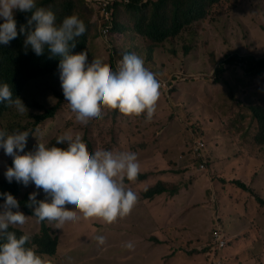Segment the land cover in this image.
Instances as JSON below:
<instances>
[{
	"label": "rangeland",
	"instance_id": "1",
	"mask_svg": "<svg viewBox=\"0 0 264 264\" xmlns=\"http://www.w3.org/2000/svg\"><path fill=\"white\" fill-rule=\"evenodd\" d=\"M245 1L237 11L227 3L216 6L207 19L154 44L150 37H144L134 29L136 17L133 12L130 14L131 25L114 37V47L101 35L96 37L92 49H96L97 56L106 64L110 65L116 47L120 52L124 45L142 60L154 61L146 68L160 81L161 95L151 122L146 123L143 114L131 117L132 120L110 114L88 126L75 123L70 108L66 109L58 102L54 93L61 88L57 74L49 77L52 79L47 78L49 81L32 83L31 89L23 93L22 101L27 111L21 114L15 109L11 117L0 120V126L6 129L13 124L19 131L30 132L20 155L32 151L30 147L38 143L55 144L58 136L70 130L73 135L81 134L82 138L87 135L84 143L90 152L100 149L136 153L140 173L146 176L145 180L126 183L137 193L138 202L127 217L111 225L104 224L105 230L95 229L102 227L95 218L68 222L60 229L48 222L42 226L33 215V208L29 207L32 214H28L19 207V211L28 217L20 226L26 235L34 238L40 234L36 240L39 243L45 228L52 239L58 240L60 248L55 253L58 259L53 258L58 264H206L203 258L207 244L202 242L200 230L201 226L209 227L211 223L207 224L209 218L205 215L212 211L230 222L235 230L242 228L236 226L239 218L229 215L231 210L226 206L230 203L244 210L253 207V200L229 183H223V179L230 181L240 176L245 180L243 175L233 172V167L240 168V160L253 145H240L234 142V137L244 139L252 129L256 135L258 133L255 116L264 115V74L250 75L246 72V64L236 60L228 66L223 62L264 59V0ZM156 9L155 3L151 2L145 11L155 17ZM84 12L81 7L79 14ZM160 16L168 26L171 25L170 5ZM94 38L90 34V41ZM150 45L153 52L148 50ZM126 53L120 52V55ZM222 64L224 70L217 76L216 71ZM35 101H41L47 110L57 108L56 113L61 114L48 117L42 125L35 126L34 113H43L32 106ZM218 110L227 123L218 118ZM103 122L109 123L103 127L100 125ZM32 127L41 133V139L34 137ZM228 127L234 134L226 132ZM46 130L49 135L42 139ZM211 135L212 144L208 140ZM202 138L208 140L209 147L206 162L202 160L206 170L194 167L197 160L179 162L181 154L191 158L192 146ZM221 138L223 142L219 140ZM15 151L18 155V150ZM261 152L264 153L263 148ZM11 159L13 157L0 148V180L11 167L8 165ZM5 182L17 185L16 192H19L13 196L22 206L31 203L29 195L33 192L37 193V201L45 200L43 190L32 183L25 187L15 180L9 183L5 179ZM161 182L179 187V192L174 195L164 193L152 199L143 197L146 191ZM251 185L261 192L259 183ZM3 203L0 200V205ZM243 231L247 234L249 229ZM98 235L104 236L103 245L98 244ZM128 241L134 245L132 250L124 246ZM41 256L45 264L56 263L48 256Z\"/></svg>",
	"mask_w": 264,
	"mask_h": 264
},
{
	"label": "clouds",
	"instance_id": "2",
	"mask_svg": "<svg viewBox=\"0 0 264 264\" xmlns=\"http://www.w3.org/2000/svg\"><path fill=\"white\" fill-rule=\"evenodd\" d=\"M102 1L104 2L102 10L105 15L104 20L108 21L110 13L107 5L112 0ZM100 7L99 3L95 5L98 11ZM16 11L31 14L28 20L29 30L24 40L26 53L28 49H31L39 57L45 54V48H47L50 53L49 58H60L58 70L54 74L58 75L57 81L61 83V88L56 89L54 93L58 102L63 101L65 108H70L75 123L88 126L91 122L100 121L110 115L109 112L112 110H118L125 119L139 117L143 114L146 123L152 121L161 95L160 81L155 73L146 68L154 61L142 60L133 51L127 49L126 45L120 52L128 53L121 56L116 47V51H113L110 57V65L97 56L96 49L91 59L95 56L98 58H93L91 63L88 62L90 48L88 52L71 54V49L76 46V38L86 32L84 22L72 15L65 17L60 24H57L55 14L51 10L37 7L36 0H0V19L4 21L0 23V44L7 45L17 38V24L14 18ZM104 20L100 22V35L107 44L114 47L112 44L114 37L121 34L111 30L112 22L103 24ZM198 21L188 25L187 28ZM33 22H35L34 29L32 28ZM20 32L25 33L24 26H21ZM235 60L246 64V72L250 75L264 74V71L261 74L257 73V70H255L256 73L252 72L251 63L257 61L252 58L233 59L223 64L233 65ZM30 89L31 86L28 90ZM22 98L23 94L21 99L19 97L13 99V91L9 84H0V103H6L7 107H14L21 114L27 111ZM32 106L38 108V101H35ZM58 114L61 113H56L55 116L58 117ZM217 115L227 123L221 110H218ZM108 123L103 122L100 125L104 127ZM119 124L114 126L113 130L117 129ZM88 129L87 127V132H89ZM31 131L34 134L39 133L35 127H32ZM226 132L234 134L230 127L226 129ZM29 133V131H15L8 134L0 131V148L6 155L13 157L8 162L11 167L5 172L3 180L7 179L9 183L15 180L25 187L32 183L37 189L43 190L45 200L37 201V193L33 192L29 195L31 203L27 207L19 204L11 194L0 193V197L4 199L3 205H0V209H3L0 212V241H3L0 243V264H45L41 255L50 257L54 262L56 261L53 258L58 259L56 256H49L39 251L35 240L40 234L30 238L24 233V229L20 226L26 223L28 217L19 211V207L28 214H32L29 207L33 208V215L42 222V226L48 222L60 229L68 222H77L82 219L88 221L95 218L100 221L102 227L94 228L105 230L104 224L111 225L118 219L127 217L138 202L137 193L125 183V180L134 182L140 173L141 165L136 153L100 149L90 152L82 141V139H87V135L82 138L81 134L73 135L69 130L58 136L55 144L49 142L48 146H45L46 141L44 140L45 144L38 143L36 148L30 147L32 151L20 155L24 152ZM47 135H49V130H46L42 139ZM255 137V129H252L244 139L234 137V142L240 145L246 143L248 146L251 143L253 147L240 160V168L238 170L234 168V172L243 175L245 180L239 176L230 181L223 179V183H229L235 189L250 196L262 211L264 218V153L261 152V148L264 151V144L257 142ZM211 138L213 140L212 135L208 140L212 144ZM208 140L202 138L196 141L190 151L191 158L181 154L179 162L197 160L194 167L206 170L204 162H206V152L209 149ZM219 140L223 142V138ZM229 148L232 147L229 146ZM15 150H18V155ZM234 182L244 184L247 189L238 187ZM253 182L260 184L261 192L251 185ZM18 192L15 187L13 195ZM14 209L16 211H13ZM210 223L209 227L201 226L200 230L202 242L205 243V239L207 241L203 260L206 264H235L234 257L228 252L236 242V238L231 239L228 236L224 220L220 216L216 214L212 216L211 222L208 219L207 224ZM9 226L23 235L17 238L14 232L8 231ZM237 238L240 242V238ZM96 240L100 245L105 243L102 235H98ZM28 241L31 247H26ZM192 241L195 243L196 239ZM124 246L129 250L134 248L131 241L125 242ZM58 248H60V243H58L56 252ZM262 259H255L252 263L264 264Z\"/></svg>",
	"mask_w": 264,
	"mask_h": 264
},
{
	"label": "trees",
	"instance_id": "3",
	"mask_svg": "<svg viewBox=\"0 0 264 264\" xmlns=\"http://www.w3.org/2000/svg\"><path fill=\"white\" fill-rule=\"evenodd\" d=\"M112 0V2L107 5V10L110 13L109 20H104L105 15L102 13L104 8V2L102 0H36L37 7H43L47 10H51L56 16V23L60 24L65 17L75 15L80 20H82L86 26V32L76 38L75 48L71 49V54H78L82 51H87L90 48V55L88 53V62L91 63L92 57L95 53V39L100 35V22L102 20L103 24L112 22L111 30L116 33H122L129 25L131 21L130 14L137 13L135 17L136 20L134 29L144 37H150L153 44L158 40H162L166 37L176 35L180 29L187 28L188 25L198 21L205 20L209 17L211 10L214 7L220 6L223 3L230 4L232 9L235 11L238 9L245 0ZM155 3L156 13L154 11L155 17L149 16L145 11L151 4ZM95 3L101 4L100 10L95 9ZM170 5L171 25L168 26L165 20L160 16V13ZM83 7L85 12L83 15L80 13V8ZM14 18L17 24V38L11 40L7 45L0 44V84L8 83L13 91V99L19 97L21 99L22 94L28 90L32 83L38 80L49 81L56 70H58L59 57H50L47 48H45V54L42 56H36L31 49L26 50L24 48V40L26 38V32L28 28V20L31 18L30 13H24L16 11L14 13ZM4 21L0 19V23ZM35 22H33L32 28L34 29ZM21 26L25 27V33L20 32ZM90 34L94 35V40L90 41ZM148 49L152 51V45L148 46ZM153 52V51H152ZM100 59V58H99ZM113 62V61H112ZM232 62V61H231ZM228 64V63H227ZM253 65L252 72L262 73L264 71V59L252 61ZM224 70L223 64L217 69V76L221 74ZM49 78V79H47ZM219 81V79L217 78ZM57 94V92H56ZM61 104L65 106L63 101ZM38 108L44 110L41 114H35L33 118L37 121V124L44 122L48 117H54L57 108L47 110L45 109L43 103L38 101ZM69 108V107H67ZM14 107H7L6 103H0V120L6 117H11L15 113ZM112 115H122L118 110H112L109 112ZM123 116V115H122ZM259 127L258 133L255 140L259 143L264 144V115L258 114L255 116ZM19 127L17 125L9 124L7 129L0 126V131H5L7 133L15 132ZM36 139H41L39 133L34 134ZM85 139H82L83 142ZM33 147L36 148V145ZM146 176L139 173L136 180H145ZM135 180V181H136ZM134 181V182H135ZM125 183H132L125 180ZM238 187L242 189H247L246 186L240 182H234ZM16 185H11L5 182V180H0V193H9L13 196V190ZM165 192H170L171 195L178 192L177 186H169L165 183H158L155 187L146 191L143 195L144 198L152 199L157 195L163 194ZM14 197V196H13ZM1 201H4L3 197H0ZM263 203V201H261ZM8 231L14 232L19 238L23 234L9 226ZM37 240V239H36ZM38 245L39 251L43 254L54 256L58 246V240L52 239L48 235V230L44 228L42 236L39 238ZM3 243V241H0ZM26 247L30 246V241L26 243Z\"/></svg>",
	"mask_w": 264,
	"mask_h": 264
},
{
	"label": "crops",
	"instance_id": "4",
	"mask_svg": "<svg viewBox=\"0 0 264 264\" xmlns=\"http://www.w3.org/2000/svg\"><path fill=\"white\" fill-rule=\"evenodd\" d=\"M222 149H224V147H222ZM215 166L216 165L214 164V167ZM252 198L255 199L253 195ZM252 202L253 207H245L244 210L238 206H232L230 203L226 206V209L231 210L229 215L239 218L236 226L242 227L237 231L233 228L230 222L223 219L226 230L229 234L228 236L231 239L236 238V242L228 252L230 256L234 257L233 260L235 264H253V260L258 258H263L262 260H264V218L262 216V211L258 208L257 204L254 203V201ZM214 215L215 214L211 211V213L205 216L212 219V216ZM243 229H249L248 233L246 234ZM237 237L240 238V242ZM204 242L207 243L206 239ZM251 242L254 243L252 244V247Z\"/></svg>",
	"mask_w": 264,
	"mask_h": 264
}]
</instances>
